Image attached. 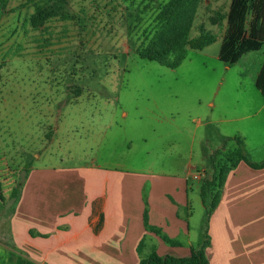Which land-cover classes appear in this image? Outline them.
I'll use <instances>...</instances> for the list:
<instances>
[{
  "label": "rangeland",
  "instance_id": "obj_1",
  "mask_svg": "<svg viewBox=\"0 0 264 264\" xmlns=\"http://www.w3.org/2000/svg\"><path fill=\"white\" fill-rule=\"evenodd\" d=\"M167 1L68 0L69 20L53 19L47 28L32 30L33 7L19 8L26 0H0L3 198L13 187L18 191L31 167L112 164L150 171L149 180L189 167L197 175L208 167L210 150L220 143L217 124H208L209 104L216 121L231 102L261 101L255 75L264 66V45L232 67L218 60L220 41L186 49L174 69L141 59L138 51L157 30ZM230 4L202 0L191 37L202 25L205 34L225 38ZM145 189L140 199L148 218ZM200 201L197 189L190 221L195 244L205 220ZM12 204H5L0 231Z\"/></svg>",
  "mask_w": 264,
  "mask_h": 264
},
{
  "label": "crops",
  "instance_id": "obj_2",
  "mask_svg": "<svg viewBox=\"0 0 264 264\" xmlns=\"http://www.w3.org/2000/svg\"><path fill=\"white\" fill-rule=\"evenodd\" d=\"M45 28L31 25L32 30ZM200 28L205 31L198 25L197 35ZM214 36L221 45L224 38ZM262 72L264 66L256 72L255 83ZM256 91L261 101L231 102L216 121L214 103L209 104L208 124H217L220 143L208 158L236 149L238 139L250 162H264V98ZM216 163L230 170L207 224L208 264H264V167L252 169L243 162L231 167L220 157ZM189 169L149 180L150 171L112 164L74 170L31 167L18 191L13 187L7 200L0 193V222L5 204L13 203L6 230L0 231V264H139L153 252L188 257L201 239L195 244L190 226L201 182L194 183ZM202 171L211 173L208 167ZM146 187L148 225L180 246L166 247L146 231L140 199Z\"/></svg>",
  "mask_w": 264,
  "mask_h": 264
},
{
  "label": "trees",
  "instance_id": "obj_3",
  "mask_svg": "<svg viewBox=\"0 0 264 264\" xmlns=\"http://www.w3.org/2000/svg\"><path fill=\"white\" fill-rule=\"evenodd\" d=\"M202 0H168L158 13L160 24L152 34L146 46L138 51V56L147 61H153L161 66L174 69L180 65L186 56V49L202 50L216 41L214 35L205 34L199 29V34L191 37L193 22ZM31 5L33 13L31 25L36 28L53 19L66 21L71 18L67 12L68 0H26L19 5L24 8ZM223 19L229 28L228 35L223 39L218 59L228 67H232L240 57L260 50L264 45V0H231L229 10ZM248 19L250 21H248ZM256 88L264 98V72L256 79ZM237 147L225 153L214 152L209 156L208 168L210 174L201 181L199 195L205 209L201 239L197 246L190 249L188 257H175L169 254L158 256L155 252L140 260L139 264H208L205 250L209 245L207 224L213 210L219 202V192L223 187L230 168L216 163L219 155H224L231 167L243 162L252 169H261L262 163H252L245 156L241 142L234 139ZM146 231L158 236L169 247H178L180 243L173 241L155 227L149 226L143 216Z\"/></svg>",
  "mask_w": 264,
  "mask_h": 264
},
{
  "label": "built area",
  "instance_id": "obj_4",
  "mask_svg": "<svg viewBox=\"0 0 264 264\" xmlns=\"http://www.w3.org/2000/svg\"><path fill=\"white\" fill-rule=\"evenodd\" d=\"M205 177H206V172L205 171H201L197 175H194L193 179L200 181V180H203Z\"/></svg>",
  "mask_w": 264,
  "mask_h": 264
}]
</instances>
